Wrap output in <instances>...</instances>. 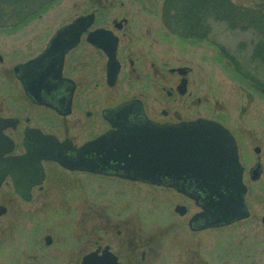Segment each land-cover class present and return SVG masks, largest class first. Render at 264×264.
<instances>
[{
  "label": "rangeland",
  "instance_id": "rangeland-1",
  "mask_svg": "<svg viewBox=\"0 0 264 264\" xmlns=\"http://www.w3.org/2000/svg\"><path fill=\"white\" fill-rule=\"evenodd\" d=\"M165 1L109 0L113 5L105 4L97 12L96 27L106 25L113 29L114 20L128 17L131 25L126 31L141 42L130 50L123 42V58L130 52L138 57V46L143 47L140 55L156 62L161 73L170 68H191L188 94L181 99H169L162 88L169 89L173 84L160 81L158 86L151 66L148 68L141 61L138 75H133L127 60L117 86L108 89L97 59L95 70L88 77L85 75L93 79L94 109L99 111L136 96L147 104L150 116L158 119H163V109L172 112L175 109L186 120L205 117L222 121L240 141L246 171L259 162L256 147L261 148L264 169V86L258 87L238 77L221 52L225 48L236 56L264 85V65L251 61L259 33L232 31L225 24L214 22L208 40L181 38L163 23ZM233 1L239 6L264 11V0ZM96 9L97 0H60L27 25L0 29V50L8 53L7 63L0 68V78L4 77L1 72L14 62L38 54L57 29ZM67 64L65 73L73 77L70 57ZM173 81L177 83L178 79L174 77ZM98 118L95 126L101 122ZM84 131L87 134L88 129ZM48 172L44 190L36 192L31 202L14 196L11 183L0 191V206L8 209L0 217V264H67L66 244H73L80 237L77 224L88 221L86 213L91 208L98 209L101 215L112 212L118 217L123 212V217L138 216L143 236L156 239L158 252L149 264H264V170L258 182L247 177V201L252 212L249 219L200 233H193L187 219L175 214V206L182 199L171 191H148L149 187L139 184L134 187L104 176L66 174L53 165L48 166ZM191 211L197 208L191 205ZM47 234H53L56 240L50 249L44 247Z\"/></svg>",
  "mask_w": 264,
  "mask_h": 264
},
{
  "label": "flooded vegetation",
  "instance_id": "flooded-vegetation-1",
  "mask_svg": "<svg viewBox=\"0 0 264 264\" xmlns=\"http://www.w3.org/2000/svg\"><path fill=\"white\" fill-rule=\"evenodd\" d=\"M97 4L98 9L94 12L96 14L95 22L89 30L82 35L77 46L67 53L65 57L63 76L72 82L64 83L62 80H57L55 78L46 80L45 85L47 86L44 90H41V94L39 96L41 102H39L38 99H33L28 95L22 80L16 72L17 67L38 58L47 49L49 43L59 29H57L56 32L50 36L45 47L38 52V54H35L30 58L14 62L12 67H8L1 72V75L4 77L0 78V137H3L2 145L9 149V151L4 154L5 157L24 156L28 153L26 147L28 145V147H33L35 153L38 155L43 153L48 155L49 151H53L55 155L63 157V161L66 165L61 163V161L49 158H43L40 162H29L28 164L30 165L36 164L38 166V170L34 172L31 180L25 186L26 189L24 190V193H21L16 189L12 175H9L5 179L0 191L4 188V186L11 183L13 187L12 193L14 196L21 198L25 202H31L36 192L44 190L45 182L49 176L48 166L53 165L57 166L66 174L104 176L109 179L123 181L134 187L136 184H139L142 187H149L147 190L171 191L180 196L182 199V202L177 203L175 206V214L177 216L179 215L182 219H187L188 227L193 233H200L233 225L204 228L211 222L207 216L200 218L197 217V219L193 221L198 214L203 212L201 205H203V200L206 196L205 193L196 191L194 188L185 187L179 191L176 188L165 185L160 186L145 184L139 181L125 179L114 174H97L84 170L87 169L84 167L87 165L86 163H89L91 155L81 152L83 147L113 130L111 121H109L108 117L112 114L113 109H116L125 103L138 100L141 101L147 117L160 124H177L181 121L197 120H186L183 115L175 109L173 112L170 111V109H163L161 112L163 119L152 117L150 116L147 104L136 96L132 99L121 102L118 105L108 106L99 111L94 109L95 98L91 86L93 79L87 77L91 73V70H95V63L97 59L101 62V67L103 68L105 75V83L106 86H108V89L117 86L119 77L125 67L124 62L126 60L131 67V73L133 75H138L137 69L141 61L147 65L148 68L149 65L151 66V74L158 86L160 81L166 84H173V86L169 89L167 87L162 88L163 91H166L169 99H181L188 94L189 75L192 72L191 68L177 67L170 68L168 71H163L161 73L157 69L156 62L146 56L140 55L139 51L142 50L143 47L137 46L138 57L136 54H132V52H130L123 58L121 49L123 42L125 45L127 44V50H130L132 47L135 48V45L141 41L135 39L134 34L132 33L131 36H129L126 31V28L131 25L128 17H124L120 21L114 20L112 24L113 29L106 25L96 27L98 21L97 12H99L100 9L105 8V4L113 5V2H109V0H97ZM119 25L122 26L121 29L118 28ZM99 29L112 31L113 34L118 37L116 58L120 65V71L117 81L113 86L109 84L108 79L109 64L111 61L110 56L105 50L98 48L88 40L89 34ZM127 34L128 36L124 38V35ZM123 38L127 40L123 41ZM14 54L16 53L14 52ZM69 57L72 59L73 63V77L65 73ZM7 61L8 53L0 50V68L1 66H4ZM178 69H187V73L183 74V72L178 71ZM86 74L87 77L85 76ZM174 77L178 79L177 83L173 81ZM184 80L187 81V92L186 94H181L178 91V87ZM2 81H6L5 84ZM34 82H37V79H35ZM71 87H73V95L71 107L69 109L68 106L71 95ZM189 96L191 97L192 94H189ZM198 102L201 104L202 101L199 100ZM68 110L69 112H67ZM97 117H99L100 119H98L101 121L99 122V126H95L94 124ZM200 118L205 117H199L198 119ZM134 119V115L129 116V120L133 121ZM218 122L224 124L228 129H230L236 138L239 147L240 159L245 168L244 181L249 188L247 177L249 176L253 181L251 170L256 165L251 167L249 171H246V166L241 155L240 141L236 133H234V131L224 122ZM83 128L88 129L87 134L84 133L86 131H84ZM257 148L261 150L260 147H256L255 152ZM257 154L259 155L258 160L261 161V151ZM67 165H74L79 168L73 169ZM191 205H194L197 208V211L192 213ZM0 207H4L6 209V211L0 215L1 217L7 213L8 209L5 206ZM249 211L251 217L252 212L250 205ZM112 214V212H106V215H104V213L101 215V212L98 209H89L86 213L88 221L81 222L77 224L76 227L77 234L80 235V237L75 238L73 244H66V246H68L65 247V252L68 256L67 264H149L152 261L154 257L153 255H157L158 252V249L155 247L156 239L143 236L141 224L138 221L139 217H123V212H119L118 217H114ZM263 218L264 216H262V220ZM55 245V236L53 234H47L44 237V247L50 249ZM58 258L61 260V256Z\"/></svg>",
  "mask_w": 264,
  "mask_h": 264
},
{
  "label": "water",
  "instance_id": "water-1",
  "mask_svg": "<svg viewBox=\"0 0 264 264\" xmlns=\"http://www.w3.org/2000/svg\"><path fill=\"white\" fill-rule=\"evenodd\" d=\"M95 17V13L83 15L62 27L38 58L16 68L31 98L41 102V90H44L47 86L45 81L50 78L64 83L72 82L63 76L65 57L93 25ZM88 40L110 56L108 79L110 85H115L120 71L116 58L118 37L112 31L99 29L90 33ZM178 71L187 73V69ZM35 79L37 82H34ZM178 91L186 94V80ZM70 94L69 109L73 87ZM131 115L135 116L133 121L129 120ZM108 119L113 130L88 143L81 151L91 155L84 170L165 185L179 191L185 187L201 191L206 194L201 205L203 212L193 221L197 217L207 216L211 222L204 228L227 226L250 217L246 202L248 187L244 182L245 168L240 160L238 144L232 132L222 123L205 118L177 124L156 123L147 117L139 100L113 109ZM0 138V188L11 174L16 189L24 193L25 186L38 170L36 164L30 165L29 162L49 158L66 165L63 157L55 155L53 151H49L48 155H38L28 145L26 155L4 157L9 149L2 145L3 137ZM260 151L256 149L257 153ZM262 172V164L258 163L251 170L252 179L259 180ZM5 211L4 207H0V215ZM262 222L264 224V218Z\"/></svg>",
  "mask_w": 264,
  "mask_h": 264
},
{
  "label": "trees",
  "instance_id": "trees-1",
  "mask_svg": "<svg viewBox=\"0 0 264 264\" xmlns=\"http://www.w3.org/2000/svg\"><path fill=\"white\" fill-rule=\"evenodd\" d=\"M60 0H0V29L9 30L27 25L42 17ZM163 23L173 34L193 40H208L212 23H223L229 30H253L259 33L251 61L264 65V11L239 6L233 0H166L163 6ZM226 55L236 75L262 85L249 68L225 48ZM260 64V65H261ZM259 65V64H258Z\"/></svg>",
  "mask_w": 264,
  "mask_h": 264
}]
</instances>
